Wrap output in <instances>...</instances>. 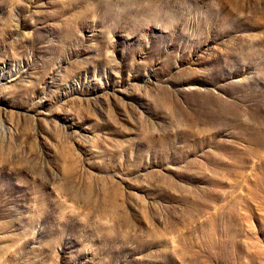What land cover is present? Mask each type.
I'll list each match as a JSON object with an SVG mask.
<instances>
[{
  "label": "rangeland",
  "instance_id": "1",
  "mask_svg": "<svg viewBox=\"0 0 264 264\" xmlns=\"http://www.w3.org/2000/svg\"><path fill=\"white\" fill-rule=\"evenodd\" d=\"M0 264H264V0H0Z\"/></svg>",
  "mask_w": 264,
  "mask_h": 264
}]
</instances>
